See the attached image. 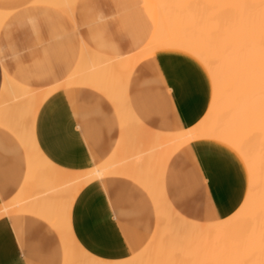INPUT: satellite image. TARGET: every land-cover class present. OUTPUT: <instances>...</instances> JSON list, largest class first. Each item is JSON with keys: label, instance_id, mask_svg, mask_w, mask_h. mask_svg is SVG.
<instances>
[{"label": "bare ground", "instance_id": "6f19581e", "mask_svg": "<svg viewBox=\"0 0 264 264\" xmlns=\"http://www.w3.org/2000/svg\"><path fill=\"white\" fill-rule=\"evenodd\" d=\"M79 1L34 2L58 8L74 18ZM154 2L157 18L152 37L136 54H122L117 46L111 55L82 43L73 72L62 85L45 90L20 84L2 67L0 127L14 134L24 147L28 170L19 193L0 206V218L30 213L46 220L62 239V264H264V0ZM9 16L0 10V29ZM159 51L189 56L210 78L212 98L205 116L181 132L151 130L137 118L129 101L133 70ZM76 85L101 92L114 106L121 127L113 154L103 164L84 172L55 166L41 152L35 136L37 114L46 99L63 86ZM198 140L229 146L248 172V192L241 206L231 216L215 222L186 218L174 209L165 192L164 177L170 159ZM110 176L126 177L143 187L157 213L148 243L123 260L92 255L77 242L71 229V211L78 194L89 183Z\"/></svg>", "mask_w": 264, "mask_h": 264}, {"label": "crops", "instance_id": "0c3cea01", "mask_svg": "<svg viewBox=\"0 0 264 264\" xmlns=\"http://www.w3.org/2000/svg\"><path fill=\"white\" fill-rule=\"evenodd\" d=\"M34 1L0 0L1 11L15 14L0 41V88L2 67L12 79L30 88L45 90L62 85L80 59V54H76L80 36L88 35L89 43L92 39L91 31L78 36L74 26L71 43L67 39L66 44L56 46L52 52L49 46L34 48L29 43L33 34L29 23L33 17L49 22L61 13L46 6L32 13L28 8ZM121 1L132 34L113 33L112 25L105 21L99 29L103 40L94 48L114 55L119 46L122 54H136L152 37L157 8L154 0ZM83 10L77 11L80 23L86 12ZM104 15L105 19L111 18V12ZM45 23H36L40 24L37 34L48 35ZM21 39L26 41L25 54L23 46L17 44ZM33 49L36 58L27 54ZM65 52L67 56L72 52L71 58L64 57ZM151 56L140 61L129 80L128 96L135 115L158 132L176 133L194 126L211 103L207 72L181 52L159 51ZM63 88L40 107L35 136L41 152L55 166L69 172H84L103 164L113 154L119 142L120 121L114 106L101 92L81 85ZM186 146L172 156L166 168L167 199L176 211L197 222L209 223L203 222L208 211L214 219L210 222L231 216L248 192L244 162L229 146L217 141L198 140ZM23 148L14 134L0 127V206L14 198L25 181L28 159ZM103 178L89 183L76 197L71 229L77 242L92 255L123 260L142 250L152 237L156 207L149 193L133 180L121 176ZM117 234L121 240L118 246L113 244ZM62 244L56 229L34 214L12 213L0 218V264H62Z\"/></svg>", "mask_w": 264, "mask_h": 264}, {"label": "rangeland", "instance_id": "374dc122", "mask_svg": "<svg viewBox=\"0 0 264 264\" xmlns=\"http://www.w3.org/2000/svg\"><path fill=\"white\" fill-rule=\"evenodd\" d=\"M39 5V6H37ZM34 2L32 5L29 6L28 10L30 12H38L42 10V6L50 7L47 5H42V4H37ZM79 6V7H78ZM53 9H56L57 11L61 12L58 13V15H54V18H52L51 21H46L45 19L43 20H38L33 17V22H30L29 24L34 27H32V36H30L29 43L34 44V48H42L43 46L47 48L49 46V51L52 52L53 48L58 47V45L62 44V41H66L69 39L70 41L73 38V27L75 26V30L77 32V35L79 36L80 33L83 34V32H92V39L89 43L88 35L85 36H80V46L78 47L76 54H80L81 48H82V43H85L87 47L92 49L93 51L97 50L94 47L99 45V43L103 40V34L101 35L100 33V27L102 24H104L105 21L110 23L109 25H112L113 27V33H121L125 32L128 33L129 35L132 34L133 30L132 27L129 25V22L126 19L125 16V7L122 4L121 0H92V1H79V3H76V7L74 10V18L68 16L58 8L50 7ZM81 9H84L83 11H86L85 14L82 17L81 23L80 19L78 18L77 11ZM44 9V7H43ZM108 11L111 12V18L105 19L104 13ZM10 13V16L8 19L5 21L3 24L2 28L0 29V41H2L3 33L6 26L9 25L11 21L15 20V14L12 12H7ZM79 19V20H78ZM39 21H44L46 22V28L48 30V35L45 34H37V28L40 27V24H36ZM44 25V24H43ZM63 28H66L65 30ZM25 41V40H24ZM26 42V41H25ZM87 42V43H86ZM9 50V49H8ZM72 50V48H71ZM98 52L100 50H97ZM25 54V51L23 52ZM44 54L46 53L45 51L43 52ZM27 54L29 56L35 57L36 51L35 49L28 51ZM3 55V53H2ZM208 217L207 221H214V219L210 215V211L207 212Z\"/></svg>", "mask_w": 264, "mask_h": 264}, {"label": "snow or ice", "instance_id": "6c2138e0", "mask_svg": "<svg viewBox=\"0 0 264 264\" xmlns=\"http://www.w3.org/2000/svg\"><path fill=\"white\" fill-rule=\"evenodd\" d=\"M17 44H18V46H23V50H24V51H27V47H26V45H25V41H24L23 39L19 40V41L17 42ZM193 147H197V146L194 144ZM197 151H199L198 148H197ZM120 243H121V240H120V238H119V234H117V235H116V238H115L114 241H113V244L118 246Z\"/></svg>", "mask_w": 264, "mask_h": 264}]
</instances>
